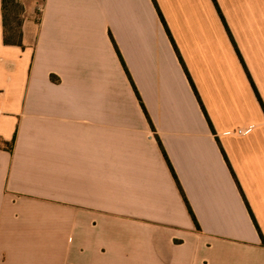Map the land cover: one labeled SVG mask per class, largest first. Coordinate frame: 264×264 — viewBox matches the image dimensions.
Wrapping results in <instances>:
<instances>
[{"label": "crops", "instance_id": "obj_1", "mask_svg": "<svg viewBox=\"0 0 264 264\" xmlns=\"http://www.w3.org/2000/svg\"><path fill=\"white\" fill-rule=\"evenodd\" d=\"M21 1L0 264H264V0Z\"/></svg>", "mask_w": 264, "mask_h": 264}, {"label": "trees", "instance_id": "obj_2", "mask_svg": "<svg viewBox=\"0 0 264 264\" xmlns=\"http://www.w3.org/2000/svg\"><path fill=\"white\" fill-rule=\"evenodd\" d=\"M2 1H3V20H4V40H5V43L7 45H14V46H21L22 47L23 46V25H24L25 7H24V5H23L21 0H2ZM153 1H154L155 5H156L158 11H159V14H160L164 24H165V21H164V19L162 17V14H161V12H160V10L158 8V5H157L156 1L155 0H153ZM214 2H215L216 6L218 8L216 0H214ZM224 23H225V21H224ZM225 25H226V23H225ZM226 27H227V25H226ZM227 30H228V32H229V34L231 36V33H230L228 27H227ZM231 38H232V36H231ZM232 40H233V38H232ZM239 56H240V59L242 60V62L244 64V61H243L240 53H239ZM187 75H188L189 80L191 82V85H192L195 93L197 94V97H198V99H199V101H200V103L202 105L200 96H199V94H198V92H197V90L195 88V85H194V83H193V81H192V79H191V77H190L188 72H187ZM255 91L257 93L256 89H255ZM258 97H259V95H258ZM259 100H261L260 97H259ZM202 108H203V111L205 112V114H206V116H207V118L209 120V117H208V115L206 113V110L204 109L203 105H202ZM209 123L211 125L212 130H214L210 120H209ZM159 144H160V147H161V149H162V151L164 153V156H165V158H166V160H167V162L169 164V167H170V169H171V171L173 173V176H174V178H175V180L177 182V185H178V187H179V189H180V191H181V193L183 195V198H184V200L186 202L188 210H189L191 216L193 217L195 223L198 225V223L196 221V218L194 216V213L192 211V208L190 207V204H189V202H188V200H187V198L185 196V193H184V191L182 189V186H181V184H180V182L178 180V177H177V175L174 172V169H173V167H172V165H171V163H170V161L168 159V156H167V154H166V152H165L160 140H159ZM0 148L6 149V150L12 152L13 149H14V141L6 142V141L0 139ZM226 160H227V162H229L227 157H226ZM247 205H248V203H247ZM250 212H251V215H252L253 219L255 220L251 210H250ZM198 227H199V225H198ZM258 229H259V227H258ZM259 232H260V234L262 236V239H263V242H264V237H263L260 229H259Z\"/></svg>", "mask_w": 264, "mask_h": 264}, {"label": "built area", "instance_id": "obj_3", "mask_svg": "<svg viewBox=\"0 0 264 264\" xmlns=\"http://www.w3.org/2000/svg\"><path fill=\"white\" fill-rule=\"evenodd\" d=\"M246 130H243V129H241V130H239L238 132H237V134L239 135V136H244V135H246Z\"/></svg>", "mask_w": 264, "mask_h": 264}]
</instances>
